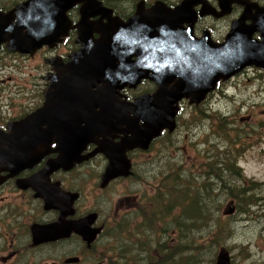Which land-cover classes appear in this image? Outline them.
Returning <instances> with one entry per match:
<instances>
[{
	"label": "flooded vegetation",
	"instance_id": "flooded-vegetation-1",
	"mask_svg": "<svg viewBox=\"0 0 264 264\" xmlns=\"http://www.w3.org/2000/svg\"><path fill=\"white\" fill-rule=\"evenodd\" d=\"M23 1L0 0V12L5 14ZM95 3L97 12L87 19L111 23L114 41L111 55L117 72L121 64L134 62L138 55L146 53L139 33L145 34V28L150 24L162 22L164 25L162 32L155 33L163 41L162 50L172 47L176 55L180 51L179 54L183 55L186 50H197L200 45L206 51L197 52L209 56L212 49L224 43L233 21L238 20L243 12L246 14V8H249V13L241 21L245 26L253 22V14H262L259 9L264 7V0H231L224 6L221 0H95ZM84 4L78 1L66 11L70 25L66 33L52 44H43L28 53L10 52L5 43L0 44V70L16 74L1 81L5 84H0V107L7 111L5 120L0 121V130L4 133H8L9 124L23 121L41 108L47 100L46 94L50 92V95L58 87L51 86L53 78L68 73L66 66L82 47L80 39H83L75 25L82 18ZM182 30L184 35L179 32ZM252 37L259 39L260 34L254 32ZM102 38L101 31H93L92 42L86 46ZM119 39L129 40L128 45L119 44ZM103 60L105 64L100 69L108 67L107 60ZM94 62L97 59L94 58ZM120 70L129 72L123 68ZM251 70L258 72L264 82L263 68L246 66L241 74ZM130 71L134 73L133 68ZM138 73L142 74L138 79L135 75L131 83L123 86H108L106 81L95 82L88 88L89 96L92 97L93 92L99 101L111 106L105 111L113 112L118 106L132 103L142 95H153L159 86L149 77L153 71L139 67ZM178 79L175 76L166 89H171ZM8 81L13 86L6 85ZM205 86H209L207 81ZM72 88V95L65 97L70 99L64 101L75 105L77 89L82 87ZM209 93L203 96L202 101L208 98ZM94 97L89 99L87 96L90 101L96 99ZM177 105L180 110V102ZM101 108L96 106L94 110L97 112ZM82 116L85 117L84 114ZM70 120L72 122L63 125L75 139L68 144L71 147L68 151L76 153L75 157L60 160L59 156L66 152L62 147L64 141L53 134L47 142L32 140L37 153L41 154L36 161L20 166L0 163V264H122L124 249L125 256L132 249L131 258L144 262L147 256L140 248L135 251L125 245L129 236V243L133 245L136 237L145 238L149 234L151 237L148 239L154 236L156 241L153 243L152 261L161 264L166 256V245L157 234H164L167 229L164 212L146 196L149 184L143 178L145 166L140 163L143 159L138 158L139 155L144 156L145 150H125L128 161L126 173L105 180L103 177L109 159L103 152L88 156L97 147L100 137H96V141L82 142L79 136L81 127L85 126L84 119L81 115L76 117L72 114ZM166 132L163 129L161 136L154 138L148 149ZM122 136V133L114 132L107 139L117 143ZM157 193L162 203L166 190L161 187ZM123 260L132 264L130 260L127 262V257Z\"/></svg>",
	"mask_w": 264,
	"mask_h": 264
},
{
	"label": "water",
	"instance_id": "water-1",
	"mask_svg": "<svg viewBox=\"0 0 264 264\" xmlns=\"http://www.w3.org/2000/svg\"><path fill=\"white\" fill-rule=\"evenodd\" d=\"M78 1L85 3L82 8V18L75 25L83 39V41L80 39L82 47L66 66L68 73L56 75L51 81L52 87H58L50 95V92L46 94L45 104L25 120L9 124L8 133L0 130V163L20 166L36 161L41 154L37 153V147L33 146L32 140L47 142L53 134L55 138L64 141L62 147L64 146L66 152L59 156L60 160L65 161L67 157L68 159L75 157L76 153L68 151L71 148L69 145L75 139L73 134L67 131L68 127L64 126L72 122L70 119L74 114L76 117L81 115V119L85 122V126L80 129L79 137L82 142L96 141L95 138L100 137L97 147L88 156L103 152L109 159V166L103 179L125 174L127 171L125 167L128 168L125 150L136 147L147 149L151 140L157 137L163 128H167L170 132L174 130L177 112L174 102L179 98L187 97L190 102L198 103L207 91L214 89L219 79H228L248 65L264 68V7L259 9L262 14L257 16L253 14L251 16L253 22L245 26L241 21L249 13V8H246V14L243 12L238 20L233 21L225 42L212 49L209 56L204 53L199 54L201 53L199 51H206V48L203 46V49L200 45L197 50L193 49L190 52L186 50L183 55L182 53L176 55L173 49L175 57L166 48L164 55L161 45L154 37L155 31H161L160 27L163 23L152 24L149 32L139 33L140 39L144 40L146 53L137 54V60L130 61V67L125 63L121 64L118 72L115 70L116 65L112 63L114 56L111 55L113 44L111 23L103 24L87 19L89 15H95L97 12L95 0H25L5 14L0 12V44L6 42L8 50L28 53L43 44L54 43L66 33L70 25L66 11ZM229 1L231 0H221V3L224 6V3L228 5ZM93 31H101L104 38L86 46L92 42ZM255 31L260 32L261 40L251 38ZM179 32L184 35L183 30ZM94 58L97 62H94ZM103 59L107 60L108 67L100 69L105 64ZM174 65L179 66L177 72L173 70ZM131 67L135 71L132 76L136 75L137 79L142 74L138 73L139 70H135L136 67H145L147 71L157 69L149 77L160 86L159 90L154 95H142L133 103L118 106L113 112H110L111 110L106 112V107L111 106L99 101L97 99L99 97H94L93 92L91 96L96 99L89 100L92 97L89 96L88 88L95 82L106 81L108 86H123L131 83L132 73H123L120 70V68L130 70ZM164 67H166L164 73H159L158 69ZM106 71L110 73L105 74ZM175 76L180 77V81H177L171 89H166L165 86ZM206 77L209 78V86H205ZM72 86L82 87L77 89L75 98L78 99L75 105L64 101L70 99L65 97L72 95L74 90ZM85 88L87 94L81 95ZM96 106L101 108L100 111L94 110ZM83 114L85 117L82 116ZM139 120H142L141 124ZM43 125L46 127L43 128ZM114 132L123 134L117 143L107 139V136ZM235 210V203L231 200L226 203L222 213L232 215ZM215 264H230L229 252L225 247H220Z\"/></svg>",
	"mask_w": 264,
	"mask_h": 264
},
{
	"label": "rangeland",
	"instance_id": "rangeland-1",
	"mask_svg": "<svg viewBox=\"0 0 264 264\" xmlns=\"http://www.w3.org/2000/svg\"><path fill=\"white\" fill-rule=\"evenodd\" d=\"M10 75L16 76L15 73L0 70V84H5L1 81ZM263 84L258 72H239L229 80L220 82L207 99L196 105L188 103L186 97L181 98L175 131L164 133L144 153L139 152L144 154L138 158L143 159L140 161L145 166L143 178L149 184L146 196L164 212L167 232L157 234L166 245L162 264H215L213 261L222 246L230 253L232 264H264ZM6 85L13 86V83L8 81ZM6 115L7 111L0 107V121L5 120ZM235 149L241 150L235 156V165L240 166L242 178L257 183L251 192L255 200L246 204L239 201V208L230 191L223 193L213 180L207 179L212 161L208 156L217 153L223 157L224 152L232 150L236 153ZM168 184H174V187L170 188ZM210 186L213 191H210ZM161 187L166 190L162 203L157 198V191ZM198 192L204 198L211 195L206 205L213 218L211 227L206 226L209 219L192 223L184 216V207ZM183 193L185 200L173 201L172 196ZM231 199L236 203L237 211L231 216H224L222 210ZM199 226L204 228L200 230ZM228 231H232L231 236ZM149 237L151 234L145 238L136 237L133 245H130L129 236L125 247H133L135 251L140 248L147 259L144 262L133 260L131 249L126 256L127 262L155 264L152 253L156 241L154 236ZM125 254L124 249V257Z\"/></svg>",
	"mask_w": 264,
	"mask_h": 264
},
{
	"label": "trees",
	"instance_id": "trees-1",
	"mask_svg": "<svg viewBox=\"0 0 264 264\" xmlns=\"http://www.w3.org/2000/svg\"><path fill=\"white\" fill-rule=\"evenodd\" d=\"M222 134H224V131L222 132ZM241 148L244 149L243 147ZM240 151L241 150L235 149L236 153H234V151L232 150L230 152H224L223 157H220L217 153L213 154L212 156L209 155L208 159L212 158V161L209 163V170L207 172L208 177L206 176L208 180H213V183H215V185L218 186L219 189L223 193H225L227 190L230 191L234 200L237 201L238 208H239V201H244L246 204L248 201L253 202L255 200L254 194H251V192H252L253 187L257 184L253 180H246L245 178H242L243 174L241 173L240 166L235 165L236 164L235 156L238 155ZM230 160L231 162L233 161V164H231ZM168 186L171 188V187H174V184H168ZM209 189L210 191H213L211 186L209 187ZM168 194H172V193L168 191ZM196 194L197 195H195V197L192 198L189 204H187V206L184 207L183 209L184 216L188 220L190 219L192 223L194 221H203V220L209 219V222L206 224V226L211 227L213 225V222H212L213 218H211L212 215L210 214L206 206L211 198V195H208L206 198H204L201 192H198ZM179 196L178 194H176L175 196H172L173 201L174 202L176 200L179 201L181 200V198L185 200L186 198V195L184 193L182 195L179 194ZM206 211L208 212L207 216H206ZM236 211H237V208H236ZM203 228L204 226L198 227V229L200 230ZM220 232L221 230L219 231V233ZM227 233L228 235L231 236L232 231H228ZM215 242L218 244L219 241H217V238ZM229 257H230V264H232L231 256ZM124 258H122L121 263H125L123 260ZM215 261H213V263Z\"/></svg>",
	"mask_w": 264,
	"mask_h": 264
},
{
	"label": "bare ground",
	"instance_id": "bare-ground-1",
	"mask_svg": "<svg viewBox=\"0 0 264 264\" xmlns=\"http://www.w3.org/2000/svg\"><path fill=\"white\" fill-rule=\"evenodd\" d=\"M28 145V143H26ZM201 180V179H200ZM198 181V180H197ZM202 184V183H201ZM171 186V185H170Z\"/></svg>",
	"mask_w": 264,
	"mask_h": 264
}]
</instances>
